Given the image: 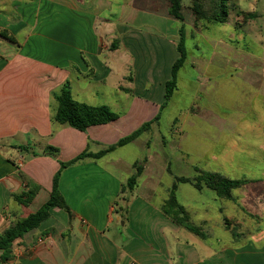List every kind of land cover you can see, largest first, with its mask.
Returning <instances> with one entry per match:
<instances>
[{"label":"crops","instance_id":"1","mask_svg":"<svg viewBox=\"0 0 264 264\" xmlns=\"http://www.w3.org/2000/svg\"><path fill=\"white\" fill-rule=\"evenodd\" d=\"M158 1L140 0L136 5V0H0V233L47 202L61 162L83 151L98 153L151 119L152 87L146 74L152 66L128 65L127 58L135 42L142 49L144 45L142 37L133 36L135 25L144 28L156 17L143 6L156 11ZM146 14L150 18L144 19ZM163 19L165 24L170 21ZM171 35H176L173 28ZM112 44L114 50L107 48ZM170 49L156 45L154 57L168 54L174 61L175 48ZM66 83L72 98H82L85 101L77 102L83 104L108 91L115 96L113 106L128 98L121 94L133 98L125 100L129 108L116 121L79 132L54 121L56 96ZM240 126L239 143L243 123ZM111 153L62 171L58 190L70 215L51 209L38 228L13 242L5 264H231L230 249L207 243L220 241L211 234L213 228L203 230L204 239L189 232L185 239L184 229L163 216L159 207L167 195L155 205L134 194L135 189L121 195L135 163L127 167L104 160ZM230 155L225 146L209 160L225 170ZM25 193L31 198L28 205L15 199ZM234 200L232 195L227 201ZM198 210L204 215L203 206ZM245 248L247 255L256 248V258L264 263V244Z\"/></svg>","mask_w":264,"mask_h":264},{"label":"rangeland","instance_id":"2","mask_svg":"<svg viewBox=\"0 0 264 264\" xmlns=\"http://www.w3.org/2000/svg\"><path fill=\"white\" fill-rule=\"evenodd\" d=\"M139 1L135 4L139 5ZM182 6L186 62L178 72L173 96L161 110L164 83L169 79L173 58L166 54L158 60L154 52L156 45L163 44L174 51L180 22L164 15L167 12L165 0L158 1L156 11L147 8V4L143 6L146 13L151 12L156 17L152 16L151 23L147 22L144 28L135 25L133 36L142 37L144 45L142 49L141 44L135 42L136 47L131 46L134 53L127 62L128 65L136 62L139 68L152 66V72L146 74L152 87V115L146 122L157 114L159 119L134 142L104 160H116L127 167L142 164L134 194L149 198L152 205L160 203V197H168L175 177L193 179L194 168L231 180H246L243 192L237 193V189L231 192L234 202L217 198L209 189L197 192L189 184H179L175 195L189 210L192 225L201 228L203 233L213 228L211 234L220 239L216 242L213 238L207 243L231 250V264H264L256 258V248L245 254L249 250L245 247L264 244V0H231L225 23H198L196 27L188 10L190 0H182ZM241 13H251L253 17L243 19ZM143 18L150 17L146 14ZM163 18H169L168 24ZM172 28L175 38L171 35ZM148 60L152 64L149 65ZM114 97L108 91L104 97L87 100L86 105H105L120 115L129 108L128 98H133L121 94L120 97L128 98L113 106ZM74 99L85 101L76 96ZM242 123L243 136L239 143L237 135ZM220 135L222 137L218 138ZM232 140L235 142L228 143ZM225 146L231 150L227 169H217V162L209 160L210 154H217ZM200 205L205 208L204 215L198 210ZM118 229L126 237L121 225ZM183 234L185 239L190 236L185 230ZM172 237L169 236L170 241Z\"/></svg>","mask_w":264,"mask_h":264},{"label":"trees","instance_id":"3","mask_svg":"<svg viewBox=\"0 0 264 264\" xmlns=\"http://www.w3.org/2000/svg\"><path fill=\"white\" fill-rule=\"evenodd\" d=\"M167 4L168 16L180 22L177 30V41L175 51L177 54L176 59L173 61L169 79L164 83L163 104L160 110L163 109L170 101L173 93L177 87V75L179 70L186 62V48H185V30L183 26L182 16V0H165ZM231 0H190L188 10L193 16L194 26L198 23L201 24H223L227 21L229 14V3ZM241 16L253 17L251 13H241ZM116 48L115 44L111 45V49ZM57 109L54 116V121L61 125H66L79 132H85L89 127L106 125L116 121L119 115L112 112L109 107L89 106L75 101L71 96L70 87L66 83L60 93L56 96ZM159 119L157 114L152 120L144 122L139 128L131 134L119 139L115 144L107 146L104 150L98 153H90L83 151L72 160L68 162H61L59 170L53 177L51 192L49 199L43 204L36 212L29 216L13 222L6 230L0 233V264H5L11 256V248L13 242L20 239L23 235L38 228L42 222L49 217V212L53 208L65 211L70 215V209L66 205L62 195L58 190V182L63 170L85 160V159H100L104 155L113 152L116 148L125 146L136 140L141 134L150 130L152 124L156 123ZM134 173L127 179L126 183L121 187L120 194L131 193L136 185L138 178L143 171L142 164L135 163L133 165ZM196 176L193 179L175 177L172 183L167 199L160 205V212L169 219L176 226L183 228L187 232L204 239L205 235L201 228L193 226L190 223L189 215L185 208L181 206L176 199V191L179 184H191L196 190L202 191L203 189L211 190L219 199L231 200V192L247 185L246 180H231L227 179L218 173L205 172L198 168H194ZM22 205H28L30 202L29 194H22L15 197ZM123 200V198H119ZM118 204V202H117Z\"/></svg>","mask_w":264,"mask_h":264}]
</instances>
